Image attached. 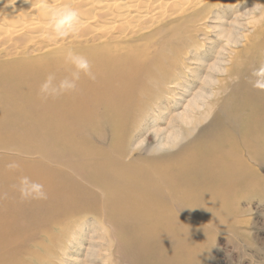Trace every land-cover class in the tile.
Segmentation results:
<instances>
[{"label": "bare ground", "instance_id": "bare-ground-1", "mask_svg": "<svg viewBox=\"0 0 264 264\" xmlns=\"http://www.w3.org/2000/svg\"><path fill=\"white\" fill-rule=\"evenodd\" d=\"M260 1L263 16L257 21L258 42L244 48L248 57L243 62L240 60L229 70L215 67L217 73L229 71L228 76H232L241 72L254 60L251 57L254 52L264 62V0ZM211 3V0H0V49H10L16 54L19 47L33 42L38 46L36 55L51 51L64 41L92 44L82 54L50 57L39 64L27 61L19 67H0L3 70L0 93L8 91L17 97L10 105L12 112L5 126L12 132L19 127L21 134L32 140L31 150L43 157L40 161L0 167V193L12 214V218L0 216V264H64L70 244L74 240L81 244L79 240L85 236L82 232L87 222L81 220L86 215L108 225L110 232L113 227L119 229L123 239L143 257L166 264L171 259L160 252L164 251L166 239L177 247L176 235L184 226L182 216H205L200 202L210 207L226 199L237 183H242L246 162L241 145L235 139L230 141L231 138L216 145L213 141L216 137L209 130L211 137L205 132L207 136L200 139L195 133L172 151L159 155H129L123 144V130L134 117L133 108L140 107L139 98L146 94L141 85L156 82L162 59L178 57L183 52L181 46L186 41H181L182 35L190 30V22L199 20L200 15L205 17ZM45 4L52 9L78 10L77 32L58 37L49 26ZM238 36L229 32L225 38L227 43L236 44ZM107 40L131 45H111ZM75 57L85 58L89 68H78ZM211 75L205 77L204 85L211 84L214 77ZM261 75L264 76V71ZM241 77L239 80L243 81ZM45 84L47 93L41 91ZM210 94L194 93L178 117L186 120L187 114L193 116L195 110L198 112L207 103ZM204 110L205 115L210 114L211 110ZM226 146L228 150L224 149ZM32 184L43 185L44 198H33L35 193L27 198L22 196V191H32ZM71 222L78 227L66 236L62 229ZM94 238L96 235L91 234L89 240ZM98 249L91 242L88 261ZM84 264H88L86 260Z\"/></svg>", "mask_w": 264, "mask_h": 264}, {"label": "rangeland", "instance_id": "rangeland-1", "mask_svg": "<svg viewBox=\"0 0 264 264\" xmlns=\"http://www.w3.org/2000/svg\"><path fill=\"white\" fill-rule=\"evenodd\" d=\"M211 1L210 10L209 12L205 11V17L200 15L199 20L190 22V30L182 35L181 41H186L181 46L183 52L178 57L162 59L161 74L159 73V78L156 77V82L141 85L146 88V94L139 98L140 107L133 108L134 117H132L131 123L126 125L127 128L123 130V144L130 152L129 155L137 153L147 156L170 152L188 141L195 133L200 139H204L207 135L211 137L213 134L215 139H219L213 138L216 145L229 142L230 138V141L235 139V143L239 142L240 149L243 151V160L246 162L242 183H237L226 199L210 207H204L203 202H200L199 206L204 208L205 216L196 218L182 216L181 223L184 226L182 224V228L178 229L177 247H173L166 239L164 251L160 254L163 253L164 257L171 259L166 264H264V108H262V106L264 107V85L261 87L264 84V76L261 75V72L264 71V62L254 52L253 55L251 54L254 60H250L249 64L244 67L245 69L242 68L241 72H238L240 75L236 73L228 76L229 71L224 74L215 71V67L228 68L229 70L236 63H241L240 60L243 62L246 55L248 57L245 49L251 47L255 41L258 42L255 39H257V21H260L259 19H262L261 16H263L262 4L260 0ZM228 3L230 4L228 5ZM229 32L239 35L236 44L227 43L225 35ZM107 42L111 45H131L124 41L107 40ZM91 46V43L82 41H64L51 51L34 55L38 46L30 42V44L19 47L20 51L16 54H12L10 49H0V67H19L27 61L39 64L50 57L58 58L78 52L82 54L81 52L88 51ZM237 56L238 58H236ZM169 64L170 68L167 66ZM244 70L245 73H243ZM2 71L0 68V73ZM208 73L212 74L211 77L214 76L209 86L207 83L205 85L203 83L205 77L209 75ZM237 75L238 77H236ZM250 75L256 77L251 78ZM259 75L260 77H258ZM240 77L243 78V81L239 80ZM249 79L252 81H248ZM238 81L241 85L238 84ZM228 82L229 85L235 83L234 86L232 85L233 88L237 87L230 90L231 86L228 85ZM247 90L253 93L248 91L245 94ZM200 91H206L208 94L212 92L210 96L207 95L209 99L206 100L207 103L205 102L209 105L205 104L199 109L201 114L198 113L199 110L198 112L195 110L193 116L186 113L189 118L181 120L178 113L185 111L186 104L192 95ZM227 91L228 93H226ZM261 91L263 92L261 93ZM259 94L261 95L259 96ZM231 95H233L232 101L229 98ZM225 97L226 99H224ZM16 99L17 97L12 92L0 93V167L3 168L17 165L21 161L28 163L43 159L40 153L31 150L32 140L22 135L19 127L12 132L5 126L9 114L12 112L10 105ZM213 100L217 103H214ZM157 103H159L158 108L160 109L157 108ZM231 106L236 107L240 112L236 108L235 111ZM204 109L212 112L205 115ZM242 113L243 115H241ZM235 114L242 117L239 118ZM227 121L231 123H227ZM216 128L217 134L214 132ZM226 128H228L227 131L232 132H225ZM208 130L213 133L211 134ZM222 131L227 137H223L225 134ZM233 135L235 136L233 137ZM224 149L228 150V147L226 146ZM196 190L204 192L201 188ZM185 199L188 198L185 197ZM6 207L8 206L4 203V196L0 193V216L12 218V214ZM94 218L96 219V217ZM84 219L81 221L87 222L85 230L82 232L85 233V236L79 240L81 244L77 240L70 244L71 249L63 258L64 264H84L85 260L88 264H142V262L143 264H158L134 250V247L120 235L119 229L114 230L113 227V231L110 232L111 228L108 225L103 222L102 224L100 220L93 221L95 219L91 215H86ZM77 227L78 225L71 222L68 226L63 227L62 231L67 236ZM91 234L96 235L94 240H89ZM99 235H103V238H97ZM91 242L97 244L99 249L96 251L95 257L88 261L90 257L87 250H89ZM111 250L112 254H110ZM132 258L134 259L132 260ZM52 260L57 262L54 258ZM136 261L138 262L136 263Z\"/></svg>", "mask_w": 264, "mask_h": 264}, {"label": "clouds", "instance_id": "clouds-1", "mask_svg": "<svg viewBox=\"0 0 264 264\" xmlns=\"http://www.w3.org/2000/svg\"><path fill=\"white\" fill-rule=\"evenodd\" d=\"M45 10L49 13V26L53 28L56 32L57 36L60 38L67 37L70 33L74 34L77 32L79 27V12L74 8H48L45 4ZM74 24V26L70 29H66V27L70 24ZM74 62L76 63L77 67L80 69H88L89 64L88 61L83 57H75ZM51 79V77H49ZM74 88L75 85H72ZM41 91L43 93H47V85L45 84L42 86ZM31 192H24L22 191V196L27 198L28 196H32L35 193L33 198L42 199L45 197L43 192V185L40 184H32L31 185Z\"/></svg>", "mask_w": 264, "mask_h": 264}]
</instances>
